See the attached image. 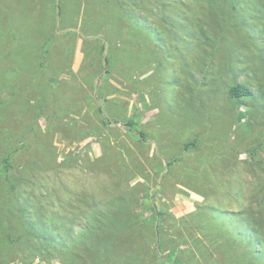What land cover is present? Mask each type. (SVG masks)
<instances>
[{
	"label": "rangeland",
	"instance_id": "obj_1",
	"mask_svg": "<svg viewBox=\"0 0 264 264\" xmlns=\"http://www.w3.org/2000/svg\"><path fill=\"white\" fill-rule=\"evenodd\" d=\"M164 1L0 0V142L5 129L25 142L15 163L66 240L92 202L121 205L161 229L130 239L139 264H161L157 246L167 264H264L240 215L264 231V0H240L247 25H188ZM235 82L252 95L230 97ZM260 142L254 163L245 149ZM41 255L8 264H63Z\"/></svg>",
	"mask_w": 264,
	"mask_h": 264
},
{
	"label": "trees",
	"instance_id": "obj_2",
	"mask_svg": "<svg viewBox=\"0 0 264 264\" xmlns=\"http://www.w3.org/2000/svg\"><path fill=\"white\" fill-rule=\"evenodd\" d=\"M175 1L176 4H179L176 9L181 8V12H186L185 20L188 25H202V21H205L204 25H247L239 15L240 6L243 4L240 0ZM159 4L165 9L173 5H167L164 0L162 2L160 0ZM204 36L208 38V36ZM46 49L45 46V51ZM104 62H108L106 57ZM9 88H12V80L0 76V93L3 90H9ZM228 94L230 97L238 99L251 96L252 91L248 85L235 82L228 87ZM98 112L102 113V110L98 109ZM101 118L105 124L118 122L114 119ZM123 124L129 127L133 121L129 119ZM5 130L3 142H0L4 144V151L0 153V264H8L15 259L29 263L40 257L42 252L45 253L44 257L56 256V259L63 264H89L91 263L89 254L96 260L94 264H119V255L117 258L116 254L123 249V244L127 245L128 243L131 249V253H129L132 255L130 264H139L137 254L133 253V241L130 239L136 238L137 233L150 231L154 234V240H158L161 230L158 222H154L150 216L140 215L135 210L127 209L121 205H117L116 209H111L100 207L104 205L92 202L91 217L84 223L80 222L82 230L66 240L60 231L50 229L51 224L40 200L43 194L31 186L33 184L31 181L34 178L30 181L26 172L29 163L24 165L15 163L18 154L25 148V142L16 140V143H11V135L8 129ZM139 134L143 135L141 132ZM262 144L260 142L245 149L254 163H259L258 154ZM28 188H31L29 194L26 193ZM33 201L37 205L32 204ZM151 207L154 208L158 216L165 214L154 203L151 204ZM110 212L124 214L126 218L113 220L106 216ZM249 213L241 212V220L245 222L246 228L255 235L256 239L259 234L263 237L264 242V231H260L257 227V224H263L262 216ZM151 224L153 225L152 229ZM61 227L64 228L63 225ZM239 234L244 241L249 242L248 232L240 231ZM159 252L160 248L157 246L154 250V254L157 256L154 255L153 259L160 256L161 264H167L168 261ZM262 254L264 255V251ZM152 261L143 264H152ZM155 262L153 264H156Z\"/></svg>",
	"mask_w": 264,
	"mask_h": 264
}]
</instances>
